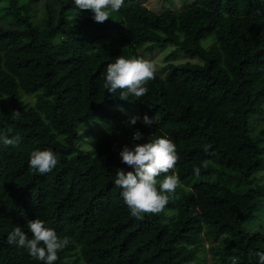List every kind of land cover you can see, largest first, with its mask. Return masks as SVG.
Segmentation results:
<instances>
[{"label":"trees","instance_id":"obj_1","mask_svg":"<svg viewBox=\"0 0 264 264\" xmlns=\"http://www.w3.org/2000/svg\"><path fill=\"white\" fill-rule=\"evenodd\" d=\"M143 1L124 0L123 7L100 24L90 11L78 12L73 0H0V12L10 18L8 24L0 21V73L4 56L38 69L36 85L52 99L47 110L62 128L69 147L65 158L74 156L67 165L81 186L78 199L61 216L58 211L68 193L50 212L61 222L57 235L69 241L55 264H190L209 223L215 239L224 238V250L214 254L216 264H231L233 256L237 264H260L255 253L264 254V223L251 229L244 222L264 207V0H191L177 13H155ZM166 49L171 51L165 61L177 64H167L163 77L155 73L143 97L121 100L119 91L110 94L104 88L106 66L117 57L145 59L141 51ZM194 102L211 109H239L222 124L249 150L246 164L225 148L207 117L193 116ZM24 103L14 82L0 74V135L10 138L14 128L23 125L59 151L25 117ZM129 105L140 117L135 125L122 110ZM145 115L157 122L145 125ZM96 120L111 126L98 136L92 151L82 152L79 129ZM167 120L179 123L184 133L200 136L205 146H178L177 155L186 162L169 174L179 177V186L160 214L137 219L114 185L118 169L132 171L121 163L119 153L125 146L165 137L156 124ZM137 130L143 139L134 141ZM6 149L0 142V155ZM198 155L216 156L222 166L192 160ZM28 164L29 158L23 159L8 175L18 176ZM196 167L201 169L198 176ZM163 178H157V187ZM202 185L201 196L212 206L228 208L234 214L231 222L214 214L204 224L190 190ZM221 185V191L212 188ZM35 186L30 182L20 188L19 204ZM239 186L240 201L230 193ZM16 226L31 237L0 201V264H42L7 243Z\"/></svg>","mask_w":264,"mask_h":264},{"label":"rangeland","instance_id":"obj_2","mask_svg":"<svg viewBox=\"0 0 264 264\" xmlns=\"http://www.w3.org/2000/svg\"><path fill=\"white\" fill-rule=\"evenodd\" d=\"M190 1L173 0L172 3H164L163 0H145L142 2V5L155 13H164L165 11L177 13L186 8ZM0 21L7 22L8 24L10 23V18L4 12H0ZM170 51L171 49H166L152 53H145L143 51L140 53L154 65L156 69L155 73L163 77L167 64H177L176 61L171 60L172 62L168 63L165 61ZM0 74L8 77L16 85L22 100L25 101L22 105L25 117L37 125V128L48 137L49 142L53 146L60 149L58 151L45 145L38 137L31 134L29 128L26 126L19 125L14 128L10 138L19 137L18 145L15 147L7 146L6 151L0 155V201L6 206L8 216L20 226L27 227L29 221L39 218L44 222L46 227L58 233L61 229V222L58 218L55 219L50 214L54 208V203L64 199L68 193V196H66L67 199L64 200L63 205L58 211L59 216H61L74 204L81 193L79 178H77L67 165L74 156L65 158L68 156L69 147L66 144V139L62 136L63 133L60 124L47 110V105L52 102V99L43 89H40L36 85V82L40 80L38 69L30 65L22 64L19 59L4 56ZM219 108L211 109L204 104L194 102L192 113L197 118L207 117L210 123L209 126L221 136L220 140L225 145V148L231 151L239 161L246 164L248 162L249 150L243 146L236 132L222 124L223 118L227 116L236 117L239 109L234 105ZM122 110L128 116L129 120L137 117L136 109L133 106H126ZM93 123L84 124L79 129L81 139L78 145L82 152L92 151L94 149V143L99 140L98 136L104 134L108 130V127L111 126L107 121L96 120ZM156 127L165 137L171 139L176 146V151L178 146L183 145L205 146L203 144L204 140L202 141L200 136H192L182 132L180 129L181 125L175 121L167 120L164 124H156ZM84 133L87 134L82 138ZM46 149L52 150L59 161L50 173L37 177L38 173L27 166V169L16 177L8 175L12 169L20 165L23 159L29 158L32 151ZM194 159L199 161L207 160L222 166V163L216 156L203 157L202 155H198L192 157V160ZM179 162L186 161L178 159L176 164ZM263 181L264 179L261 178V183ZM30 182L36 183V186L28 189V194L23 199L24 201L21 205L18 201L22 197L20 188ZM227 182L232 187L236 185L234 182ZM223 183L226 184L225 182ZM222 187L223 185L212 188L215 191H221L223 190ZM203 188L204 186L202 185L199 188L190 187V190L195 196L196 206L204 224L208 223L214 214H220L222 218L231 222L234 214L223 205L212 206L208 204L206 199L201 196ZM242 192V186L230 190V193L238 201L241 199ZM262 206L264 205L262 204ZM259 222L264 223V207L260 211L258 209L254 213L253 218H248L244 222V225L253 229ZM204 231V242L196 248H193L197 254L190 264H216L214 254L224 250V240H222L224 238L220 237V239H215L213 225L209 223Z\"/></svg>","mask_w":264,"mask_h":264},{"label":"clouds","instance_id":"obj_3","mask_svg":"<svg viewBox=\"0 0 264 264\" xmlns=\"http://www.w3.org/2000/svg\"><path fill=\"white\" fill-rule=\"evenodd\" d=\"M78 12L90 11L96 23L106 22L111 13L118 12L124 5V0H73ZM154 65L143 58H125L119 56L114 63L106 66L103 74L104 88L114 94L120 92L119 99L127 100L129 96L137 98L147 94L146 85L155 78ZM13 115L19 116V112ZM140 117H133L131 124L135 125ZM154 118L147 115L143 117V123L147 126L155 124ZM143 139L138 130L133 134V140ZM0 142L4 146L15 147L19 143V137L9 138L0 135ZM121 163L131 168L132 171L118 169L114 179V185L120 189V197L128 207L130 214L141 219L148 214H160L171 194L179 186V177L169 174L174 169L179 157L176 146L167 137H158L151 142L134 144L131 148L125 146L119 153ZM56 154L50 150H34L29 157L28 167L41 175L50 173L58 164ZM201 169H194L195 175L200 174ZM163 175V180L158 177ZM31 237L16 226L8 235L7 243L23 249L27 254L42 264H55L58 253L68 246V239L60 238L55 230L45 226L42 220L35 219L27 223ZM259 257L260 264H264V254L255 253ZM237 257H229L231 264H237Z\"/></svg>","mask_w":264,"mask_h":264}]
</instances>
